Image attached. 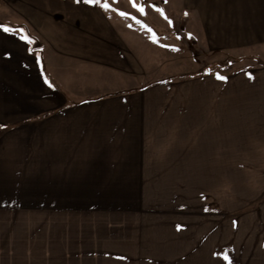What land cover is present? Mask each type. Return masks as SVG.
Segmentation results:
<instances>
[{"label": "crops", "instance_id": "1", "mask_svg": "<svg viewBox=\"0 0 264 264\" xmlns=\"http://www.w3.org/2000/svg\"><path fill=\"white\" fill-rule=\"evenodd\" d=\"M182 2L211 49L264 46V0ZM7 7L41 49L0 30V264H264V238H235L264 231V65L140 87L139 14ZM189 184L212 185L223 210L149 204L156 185Z\"/></svg>", "mask_w": 264, "mask_h": 264}, {"label": "rangeland", "instance_id": "2", "mask_svg": "<svg viewBox=\"0 0 264 264\" xmlns=\"http://www.w3.org/2000/svg\"><path fill=\"white\" fill-rule=\"evenodd\" d=\"M182 1L167 0L165 3V0H137L138 4L142 3L144 5L145 14L137 12L129 3V0H117L115 2H119V6L127 10L130 17L133 14H139L144 19L143 25L145 28L151 29L149 39H143L141 43L144 48H141V70L137 79L140 87L155 82L182 81L195 77L211 76L212 74L227 76L242 69L264 65V46L254 49H244L246 47L243 46L234 51L211 49L200 33L201 27L192 23L188 18V14L185 15L187 12L182 11ZM156 8L162 9L163 14L156 11ZM7 15L13 17V20L17 22L7 23ZM165 16L168 19H165ZM19 17L20 15L16 11L7 7V0H0V24L29 34L26 25L19 21ZM169 20H171V24H169ZM31 38V50L38 52L41 49V45L36 39ZM173 46L178 48L179 51L171 50ZM142 53L144 54L142 55ZM133 83L135 84V80ZM240 171L243 172V169H236L235 178L237 181L252 178L251 175H248V169H246V176ZM164 186L156 185V200L153 201L154 203L148 201L150 205H157V207L160 205L163 207L178 205L179 207L187 206V209L202 206V209H205V211L212 210L208 212L211 214L216 208L223 210L224 204L222 203L227 202V200L222 199L220 196L211 197L212 185H201L202 187L198 184L185 185L181 194H165L174 185H167L168 190ZM174 194L181 195L183 198H173ZM200 195H202L201 200H198ZM109 202H113L114 205L119 207L125 201ZM237 209L240 210V208ZM223 212L220 211V214ZM204 218L207 219L208 217L205 215ZM211 227L212 225L209 226V228ZM230 235L231 231L227 232L226 235L223 232L221 238H228ZM235 238L258 240L264 238V231L260 229L258 222L243 223L237 227Z\"/></svg>", "mask_w": 264, "mask_h": 264}, {"label": "snow or ice", "instance_id": "3", "mask_svg": "<svg viewBox=\"0 0 264 264\" xmlns=\"http://www.w3.org/2000/svg\"><path fill=\"white\" fill-rule=\"evenodd\" d=\"M77 3L80 2V0H76ZM83 2L85 4H89V5H99L103 10L105 11H115L117 12V14L119 16H121L122 18H125V19H128V18H131L133 20H135L136 18L135 17H130L128 13L126 12H123V11H119L118 9H115V8H111L108 0H104V2L102 3L101 0H83ZM117 2V0H113V3ZM167 2V0H165V3ZM129 3L132 5L133 8L136 9L137 12L141 13V14H145V7L142 3L138 4L137 3V0H129ZM156 11L160 12L161 14H163V10L162 9H159V8H156L155 9ZM185 15H187V13H185ZM165 19H168L166 16H165ZM169 24H171V20L168 21ZM137 23H139V21H137ZM0 30L6 32V33H9V32H12L13 30L10 29L8 26L6 25H0ZM149 31H151V29H148ZM21 39H23L25 41V43H29L30 40L28 37L26 36H22ZM171 50L173 51H179L178 48H175L174 46L171 48ZM218 79H221V80H225L226 78L225 77H222V76H217ZM251 78V77H250ZM46 83H48L47 80H45ZM49 86L51 87V84H49ZM225 260H228V257L225 256L224 257Z\"/></svg>", "mask_w": 264, "mask_h": 264}, {"label": "trees", "instance_id": "4", "mask_svg": "<svg viewBox=\"0 0 264 264\" xmlns=\"http://www.w3.org/2000/svg\"><path fill=\"white\" fill-rule=\"evenodd\" d=\"M21 33L26 35L29 38V40L31 41L32 38H31V36L28 33H25V32H21Z\"/></svg>", "mask_w": 264, "mask_h": 264}]
</instances>
